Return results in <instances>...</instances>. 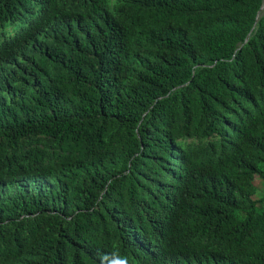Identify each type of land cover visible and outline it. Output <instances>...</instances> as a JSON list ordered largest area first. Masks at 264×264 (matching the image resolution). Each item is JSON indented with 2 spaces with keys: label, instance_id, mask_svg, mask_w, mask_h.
<instances>
[{
  "label": "trees",
  "instance_id": "16d2710c",
  "mask_svg": "<svg viewBox=\"0 0 264 264\" xmlns=\"http://www.w3.org/2000/svg\"><path fill=\"white\" fill-rule=\"evenodd\" d=\"M261 1L0 0V264H264Z\"/></svg>",
  "mask_w": 264,
  "mask_h": 264
},
{
  "label": "rangeland",
  "instance_id": "374dc122",
  "mask_svg": "<svg viewBox=\"0 0 264 264\" xmlns=\"http://www.w3.org/2000/svg\"><path fill=\"white\" fill-rule=\"evenodd\" d=\"M67 6H71L73 0H62ZM123 3V0H108V5L109 8H113L114 6H118L120 4ZM264 3V0L261 1V5L260 8L262 6V4ZM264 12V9L262 11H258V14L261 15ZM15 25H6L4 28L0 27V34L1 33H5L6 35H11L14 30H15ZM37 138H30L29 140H22L21 141V146L23 149H27L29 147V143H32L36 140ZM38 140L44 144L46 147H48L51 144V141L49 139L46 138H38ZM217 140V137H211L207 140H198V139H194V138H184V139H180L176 142L178 148L180 149H186L188 147H194L197 145H204L205 143H207L208 141H215ZM33 147H37L38 145L36 143H34L32 145ZM55 151V150H53ZM259 172L260 175H255L253 181L251 182V186L253 188V195L251 197L252 201H253V209L254 211H256L257 213H263L264 214V164H261L259 166ZM14 185H11L8 189V194L10 193H14L16 192V189L14 188ZM34 184H26L24 185L28 191H32L31 190V186H33ZM238 219H242L243 214L237 213L236 214ZM1 228L3 229L4 232L7 231V229L10 227V225L8 223H4L2 225H0ZM202 242H207V240H202Z\"/></svg>",
  "mask_w": 264,
  "mask_h": 264
},
{
  "label": "bare ground",
  "instance_id": "6f19581e",
  "mask_svg": "<svg viewBox=\"0 0 264 264\" xmlns=\"http://www.w3.org/2000/svg\"><path fill=\"white\" fill-rule=\"evenodd\" d=\"M264 9V3L262 4L260 11H262Z\"/></svg>",
  "mask_w": 264,
  "mask_h": 264
},
{
  "label": "water",
  "instance_id": "95a60500",
  "mask_svg": "<svg viewBox=\"0 0 264 264\" xmlns=\"http://www.w3.org/2000/svg\"><path fill=\"white\" fill-rule=\"evenodd\" d=\"M260 9V8H259ZM259 11V10H258Z\"/></svg>",
  "mask_w": 264,
  "mask_h": 264
}]
</instances>
